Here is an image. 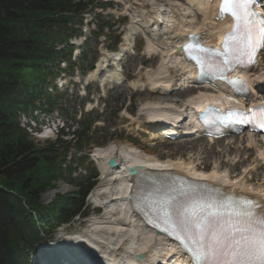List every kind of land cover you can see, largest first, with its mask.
I'll return each instance as SVG.
<instances>
[{"label":"trees","instance_id":"1","mask_svg":"<svg viewBox=\"0 0 264 264\" xmlns=\"http://www.w3.org/2000/svg\"><path fill=\"white\" fill-rule=\"evenodd\" d=\"M88 4L0 0V264H28L38 244L89 212L85 201L96 173L71 179L74 168L63 165L73 142L58 138L40 144L20 125L21 114L45 110L44 102L52 108L48 79L55 76L57 62L74 64L67 42L81 34L77 18ZM99 28L102 33L104 26ZM91 122L74 133L79 151L91 141ZM60 180L77 190L71 196L57 193L49 205L42 204L41 195Z\"/></svg>","mask_w":264,"mask_h":264},{"label":"bare ground","instance_id":"2","mask_svg":"<svg viewBox=\"0 0 264 264\" xmlns=\"http://www.w3.org/2000/svg\"><path fill=\"white\" fill-rule=\"evenodd\" d=\"M178 1L181 0H177L176 2ZM184 3H190L191 6L185 8L175 3L171 4L168 8V12L163 13V11H161L157 13L159 16L156 19L154 18L153 23L141 21L143 16L140 17V20H135V24L128 26L124 41L120 44L119 49L116 52L106 54L101 61L97 63L95 70L90 72L89 79L100 80L103 84L106 82L122 83L124 80L120 70L118 68L108 70V66L119 65L121 62L120 60L126 58L127 54L133 48L136 35L141 31L147 35L148 52H160L158 55H160L163 64L167 58H170L171 53L174 55L176 49L180 50L178 45L184 40V36L189 31L198 30L201 32L206 30L207 33L204 37L208 39V41L214 43L216 42L217 33H224L229 28L228 23L230 20L228 18L220 23H215L213 21V16L217 13L218 9L217 2L211 4L204 0H184ZM172 6L178 7L174 9ZM190 13H195L194 17L189 18L188 16ZM199 14L203 16V23L202 26L197 27L194 25V21L197 20L196 18ZM150 15L151 13H149V15L146 14V16ZM179 16H182L181 22H177ZM208 20L210 23L205 25ZM218 47L220 48V45ZM178 53H180V51H178ZM172 58L179 61V63H177L178 75L182 77L186 76L187 79H189V74H195V72L192 71L193 66H191L190 63L184 62L180 54ZM262 65L263 67L260 70L254 71L252 75H246L250 84L255 86L256 89L258 88V79L264 81V64ZM163 69L164 66L162 65L159 73L163 71L165 76L169 75L168 72ZM150 77H152L150 79L151 84L140 80L130 81V84L134 88L141 89L149 86L150 89H156L160 93H164L170 88V85L160 83L161 77H159V75ZM185 81L182 87L185 86ZM203 89L207 90L206 88ZM229 100V96L222 92L215 96L210 93L199 92L197 95L192 96L184 102L185 104L195 105V107H199L198 109H202L205 103L209 101H214L224 106ZM143 110L150 113L149 123L152 128H155V132L152 133L151 137L157 136L163 129H161V127L164 126V124L162 121L160 122V119L171 121L174 118L172 122L174 125H178V123L180 124L182 121L183 113H172L171 111L175 109L169 102H149L143 105ZM184 111L188 115L183 119L185 120L188 118L187 125L196 122V125L190 127V129H192L191 133L186 134L193 136L195 135L194 128L199 129V124L201 123L196 115V111L189 110L188 113L186 109H184ZM169 126H171V124H169ZM173 129L177 130L178 128H170V130ZM195 136L196 138L190 140L193 151H197L199 150L198 148L203 147L201 144L203 139L199 138V134ZM247 138L248 142L246 146H244V149L251 150L253 148L257 150L258 158L264 160V152H261L259 145L254 140V136L249 135ZM236 140L237 137H235V141L232 142L233 144L230 143L228 146L230 148L235 147ZM223 141L224 139H219L213 142L221 143ZM238 147L240 148L241 146L238 144L235 149L238 150ZM117 152L120 153V156L116 155ZM95 154L101 171V178L99 184L91 191L89 200L103 207L105 211L102 216L91 219L83 231H74L64 237L62 235L60 236L62 240H51L47 244L42 245L38 252L43 258L49 259V264H58L62 256L65 257L67 261L76 260L77 262L75 264H114L116 262L127 264L128 262L133 263L136 261H139L138 264H162L167 263L165 259H163V256H169L170 252L173 253L171 256L173 261L171 259L168 261L170 264H185L187 260L185 257H182L179 248L178 250L175 248L177 244L167 241L168 238L164 234L160 232L157 233L152 227H149L139 215L134 213L130 201L133 178L128 174V167L141 165L150 170L153 169L156 171L189 175L194 179L199 178L206 180L208 183H215L219 186L228 187L235 192L237 188H240L245 194L255 192L256 194L254 193L252 196H255L259 201H264V185L253 186L249 184V182L253 180H261V177L254 172L255 167L249 168V175L246 174L243 178L241 177L243 175L232 177L227 170L222 171L221 163L214 166L212 169H208L211 163H209L207 158L205 162L196 166L193 165L192 162L184 161L181 158L160 160L150 155L149 152L148 154L142 153L133 146H117L114 143L97 149ZM112 156L115 157L119 163V166L114 169L109 168L107 165V160ZM249 158L247 160H249ZM239 162L242 163L243 160ZM233 167L236 168L239 167V165L235 164ZM258 168L261 172L264 171V166L262 164H260ZM54 193L55 192L50 191L45 197L51 198ZM105 230L109 233L108 237H106L104 233ZM128 238L130 240L127 243L126 241ZM139 254H143L146 258L141 261L137 260L136 258Z\"/></svg>","mask_w":264,"mask_h":264},{"label":"rangeland","instance_id":"3","mask_svg":"<svg viewBox=\"0 0 264 264\" xmlns=\"http://www.w3.org/2000/svg\"><path fill=\"white\" fill-rule=\"evenodd\" d=\"M97 2L93 13H87L82 16V30L84 33L82 37L83 39H87V41L84 40L85 42L81 50L83 48L85 49L88 57L94 61L93 63H98L101 60L103 55L110 50L109 45H112L114 39L118 36L122 38L125 35L126 28L128 27L127 25L132 23L127 18V20H122V22L120 21V23L115 26V24H112L115 20V15L112 13H106L105 11L99 13L98 11H101L102 8L105 10V7L101 6L103 0H97ZM130 3L138 7L139 10L142 7L143 9L144 7H147L145 9L156 12L163 7L165 0H131ZM96 19L99 21H109L112 24L111 27L108 26L105 28L106 33L111 37L110 40H105L104 36H100L99 38L93 36V33H96L98 29L96 24H94ZM89 21H91L90 24L86 25ZM140 37L141 34L136 38L137 43L134 48L135 53L128 55L123 62V72L126 80L122 84L107 83L103 85L96 81L90 82V80L87 79L89 65L87 68L84 67V69L78 66L74 70V74H70L66 71L68 69H65L66 65L61 64L60 67L65 70L57 77V83L59 82L63 87H60L54 92L56 107L50 115L45 117L48 121V129L46 131L47 138L41 139L40 142L54 140L56 135L53 133L60 131L61 127H64L63 129L66 132L68 127L75 124V119L79 120V118L83 116L88 117L91 113L92 116L99 115L100 118L93 127L92 137L94 144L92 149L90 151L88 150L90 157L86 160L79 172H77V177L91 173L94 168L99 171L97 162L91 157L93 149L114 143L117 146H133L142 153L148 154L149 152L150 155L155 156L160 160L181 158L184 161L192 162V164L196 166L205 162L207 158L209 163H211V165L209 164L210 166L208 169H212L214 166L221 163L222 171L227 170L232 177L237 175H243L244 177L248 174L249 168L255 167L254 172L261 177V180H253L252 182H249V184H252L253 186L264 185V171L261 172L258 168L260 164L264 165V162L258 158L257 150H254L253 148L251 150L244 149V146H246L248 141L247 137L238 138L236 140V146L238 144L241 146L240 148H237L238 150L235 149L236 146L231 148L228 146L235 141L234 138H228L227 140L216 144H210L203 138V142L201 143L203 147L198 148L199 150L197 151H193L191 148L192 144L190 139L177 143H156L155 140L149 139L148 135L145 133L149 132V128H147L148 126L145 125L149 117V112L143 110V105L149 102L164 101V98L162 95L151 92L147 88L145 90L133 89L130 81L133 79H141L149 82L150 76L154 73H156L154 75L156 76L160 72V67L162 65L164 66L163 70H165V65L162 64V59L160 57L155 56V53H148L145 47L143 48L142 53L138 51L141 46L138 43ZM79 39H77V43ZM77 57L78 55L74 56V59H78ZM170 71L171 70H169V72ZM191 93V91L186 93L179 91L178 93L173 92V95L179 94V99H182ZM175 100L177 99H172L173 102ZM106 101V106H104V102ZM132 116L138 117L139 121L143 124L142 130L138 129L135 124L133 125L131 123L130 119ZM57 119H60L61 121L58 122L56 121ZM27 120V117H22L23 124ZM254 138L259 145L261 152H264V142L262 139L259 137ZM36 139L40 140L39 138ZM116 154L118 155L119 152ZM248 158L249 160H247ZM242 160L243 162L240 163L239 161ZM235 164H238L239 167L234 168L233 166ZM75 189L76 187L72 184L60 181L56 188V192L67 194ZM45 195L46 194L42 196L41 202L43 204H48L53 199L54 194L51 198H46ZM88 208L90 209L89 217L85 219L77 218L71 226L60 230L54 237V240L59 239V237L63 235V231L68 233L83 231L92 218L102 216L104 213V208L99 207L89 200ZM104 233L106 234V237H108L109 233L106 230ZM129 240L130 239L128 238L126 242ZM34 263H36L35 260Z\"/></svg>","mask_w":264,"mask_h":264},{"label":"snow or ice","instance_id":"4","mask_svg":"<svg viewBox=\"0 0 264 264\" xmlns=\"http://www.w3.org/2000/svg\"><path fill=\"white\" fill-rule=\"evenodd\" d=\"M248 3L249 0H223L222 13L231 10L236 21L224 46L230 52L244 53L255 63L257 51L264 47V17L252 12ZM177 212L181 219L176 228L186 245L195 246L191 251L197 264H264V215L257 216L246 209L232 217L212 211L211 207L199 213L187 214L183 209Z\"/></svg>","mask_w":264,"mask_h":264},{"label":"water","instance_id":"5","mask_svg":"<svg viewBox=\"0 0 264 264\" xmlns=\"http://www.w3.org/2000/svg\"><path fill=\"white\" fill-rule=\"evenodd\" d=\"M91 68H93V66H92ZM109 164H110L111 166H114V165H115L114 160H110Z\"/></svg>","mask_w":264,"mask_h":264}]
</instances>
